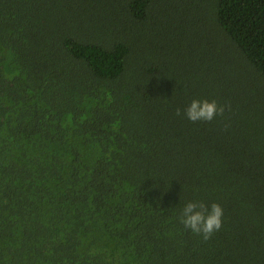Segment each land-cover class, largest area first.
Wrapping results in <instances>:
<instances>
[{
  "label": "trees",
  "instance_id": "trees-1",
  "mask_svg": "<svg viewBox=\"0 0 264 264\" xmlns=\"http://www.w3.org/2000/svg\"><path fill=\"white\" fill-rule=\"evenodd\" d=\"M0 264H264V0H0Z\"/></svg>",
  "mask_w": 264,
  "mask_h": 264
},
{
  "label": "clouds",
  "instance_id": "clouds-1",
  "mask_svg": "<svg viewBox=\"0 0 264 264\" xmlns=\"http://www.w3.org/2000/svg\"><path fill=\"white\" fill-rule=\"evenodd\" d=\"M184 115L192 122L212 121L217 115L224 112L215 100H193L190 105L183 110ZM177 115L181 114V109H177ZM223 208L218 203L211 204L210 208L202 202H188L182 209L181 222L186 229L194 234L202 235L203 239H210L211 236L222 227Z\"/></svg>",
  "mask_w": 264,
  "mask_h": 264
}]
</instances>
